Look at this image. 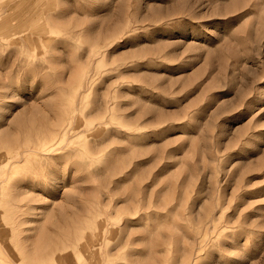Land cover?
<instances>
[{
  "label": "rangeland",
  "instance_id": "1",
  "mask_svg": "<svg viewBox=\"0 0 264 264\" xmlns=\"http://www.w3.org/2000/svg\"><path fill=\"white\" fill-rule=\"evenodd\" d=\"M86 4L0 0L2 263L264 264V0Z\"/></svg>",
  "mask_w": 264,
  "mask_h": 264
},
{
  "label": "snow or ice",
  "instance_id": "2",
  "mask_svg": "<svg viewBox=\"0 0 264 264\" xmlns=\"http://www.w3.org/2000/svg\"><path fill=\"white\" fill-rule=\"evenodd\" d=\"M86 9L92 14L96 15V0H87ZM45 69L36 65L33 67L22 66L17 70L16 73L12 75L10 80L5 83H0V88L8 87L12 90V92H19L21 96L26 97V90L30 88L31 84L34 82L35 78H40L43 76ZM43 83V79H40V82L37 84V89ZM24 89L25 91H20ZM261 109H264V102H261L258 105L253 107L252 113L250 115H254L259 112ZM63 166L62 160H57L53 165L50 166L49 176L52 178V187H57V181L61 179L60 169ZM230 257H234L233 259H229L226 264H249V261L252 259L251 254L246 251L243 244L239 247L237 251H230L226 253Z\"/></svg>",
  "mask_w": 264,
  "mask_h": 264
},
{
  "label": "bare ground",
  "instance_id": "3",
  "mask_svg": "<svg viewBox=\"0 0 264 264\" xmlns=\"http://www.w3.org/2000/svg\"><path fill=\"white\" fill-rule=\"evenodd\" d=\"M55 150H56V149H54V148H50V149H48L47 151H48V152H55ZM44 153H45V152H44ZM48 156H49V155H48ZM6 165H7V164H6ZM36 184H37V183H36ZM27 231H28V230H27ZM27 231H26V232H27ZM73 234H77V233H73ZM77 236H78V235H77ZM75 238H76V236H75ZM65 241H66V240H65ZM51 246H52V245H51ZM44 248H45V247H44ZM48 248L50 249L49 245H48ZM41 251H42V250H41ZM43 253H44V252H43ZM45 253H47V252H45ZM47 255H48V254H47ZM49 256H50V255H49ZM2 261H3V259L1 258V259H0V264L2 263ZM2 264H3V263H2Z\"/></svg>",
  "mask_w": 264,
  "mask_h": 264
}]
</instances>
